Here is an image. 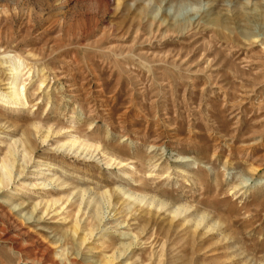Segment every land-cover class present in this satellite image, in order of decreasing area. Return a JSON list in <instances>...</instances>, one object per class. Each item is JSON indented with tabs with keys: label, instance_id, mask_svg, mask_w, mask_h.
<instances>
[{
	"label": "rangeland",
	"instance_id": "1",
	"mask_svg": "<svg viewBox=\"0 0 264 264\" xmlns=\"http://www.w3.org/2000/svg\"><path fill=\"white\" fill-rule=\"evenodd\" d=\"M1 167L0 264H264V0H0Z\"/></svg>",
	"mask_w": 264,
	"mask_h": 264
},
{
	"label": "bare ground",
	"instance_id": "2",
	"mask_svg": "<svg viewBox=\"0 0 264 264\" xmlns=\"http://www.w3.org/2000/svg\"><path fill=\"white\" fill-rule=\"evenodd\" d=\"M14 70H17L18 71V68L17 67H14ZM16 72V71H15ZM18 77L16 76V78L14 77V81H13V90L10 91L8 97L4 98V102L5 103H11L13 100L17 101L16 100V97L18 95V85H17V79ZM18 86V87H17ZM20 95V94H19ZM18 102V101H17ZM8 168V167H7ZM2 174H1V179H8L9 180V171L6 170V167H1L0 168ZM0 179V181H1ZM142 199L141 200H138V203H141ZM2 231V230H1Z\"/></svg>",
	"mask_w": 264,
	"mask_h": 264
}]
</instances>
